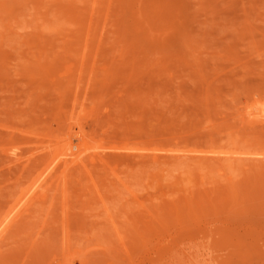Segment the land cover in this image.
Wrapping results in <instances>:
<instances>
[{
    "label": "rangeland",
    "instance_id": "obj_1",
    "mask_svg": "<svg viewBox=\"0 0 264 264\" xmlns=\"http://www.w3.org/2000/svg\"><path fill=\"white\" fill-rule=\"evenodd\" d=\"M0 264H264V0H0Z\"/></svg>",
    "mask_w": 264,
    "mask_h": 264
},
{
    "label": "bare ground",
    "instance_id": "obj_2",
    "mask_svg": "<svg viewBox=\"0 0 264 264\" xmlns=\"http://www.w3.org/2000/svg\"><path fill=\"white\" fill-rule=\"evenodd\" d=\"M79 128H80V127H79ZM100 128H101V127H100ZM101 129H102V128H101ZM97 130H98V128H97ZM82 131H83V129H82ZM92 132H93V131H92ZM95 132H96V131H94V133H95ZM94 133H93V134H94ZM96 134H97V133H96Z\"/></svg>",
    "mask_w": 264,
    "mask_h": 264
}]
</instances>
